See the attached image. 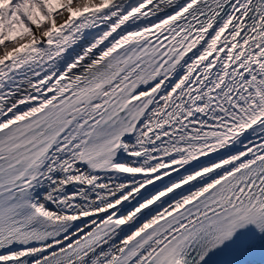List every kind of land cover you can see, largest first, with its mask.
<instances>
[{
	"label": "snow or ice",
	"instance_id": "obj_1",
	"mask_svg": "<svg viewBox=\"0 0 264 264\" xmlns=\"http://www.w3.org/2000/svg\"><path fill=\"white\" fill-rule=\"evenodd\" d=\"M0 264H264V0H0Z\"/></svg>",
	"mask_w": 264,
	"mask_h": 264
}]
</instances>
